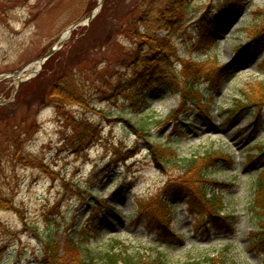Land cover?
<instances>
[{"label": "rangeland", "instance_id": "rangeland-1", "mask_svg": "<svg viewBox=\"0 0 264 264\" xmlns=\"http://www.w3.org/2000/svg\"><path fill=\"white\" fill-rule=\"evenodd\" d=\"M99 1L14 0L0 15V75L58 49L29 81H0V188L12 201L11 208L0 209V264H42L43 239L51 232L67 260L78 255L72 241L83 255L103 253L117 241L130 253L160 246L171 264H204L217 256L223 264H263L257 246L264 235L256 234L264 225L251 209L264 156L246 162L264 150V109L256 129L253 111L230 122L228 110L242 100V91L264 87V0H178L188 9L170 7L176 13L163 18L170 22L165 27L158 23L160 13L151 16L157 23L148 25L151 30L169 39V57L122 31L128 24L122 18L136 21L143 15L142 0H104L99 21L77 28L57 45L69 27L96 11ZM145 4L150 9L153 3ZM228 9L233 11L227 22L229 15L220 14ZM137 23L144 32L147 25ZM209 27L206 41L203 31ZM251 34L257 41L250 42ZM138 53L142 65L135 63ZM158 55L166 60L158 73L162 82L148 87L141 80L143 63ZM233 60L232 75L218 90L199 80ZM60 70L72 71L82 83L86 105L56 103L50 96L47 85ZM37 78L46 87L31 90ZM56 82L51 89L59 94ZM197 82L198 107L179 115L189 85ZM130 94H140L150 106L138 111ZM224 155L235 167L217 163ZM193 158L191 165L187 160ZM214 180L227 185L214 189ZM177 187L192 195L204 188L223 190L216 197L232 231L209 233L204 223L198 225L189 197H178L171 228L184 240L157 245L156 235L137 222L144 218L138 212L154 213L166 191Z\"/></svg>", "mask_w": 264, "mask_h": 264}, {"label": "trees", "instance_id": "trees-1", "mask_svg": "<svg viewBox=\"0 0 264 264\" xmlns=\"http://www.w3.org/2000/svg\"><path fill=\"white\" fill-rule=\"evenodd\" d=\"M14 0H0V15L1 13H4L6 11V6H8L10 3H12ZM151 1L153 4L150 9L147 8L145 2L146 0L141 1V8L142 10V16L136 20L137 22H143L144 25H147L144 32H140L141 26L136 21H131L130 19L122 18L121 22H127L126 28H124L122 31L124 35H128L127 37L133 38L134 40L139 42L140 46L143 45H149L153 46L154 48L158 47L159 51L165 53L168 57L171 56L169 53V49L167 48L168 40L164 39L167 37H159L154 33L151 28L148 26L150 24H157L154 19L151 18V16L160 13L162 18L160 21L163 20L165 16L174 15L176 12L170 10L171 8L177 9L176 11H187L188 4L186 1L184 3L179 2L178 0H147ZM159 2V4H158ZM152 8H157L152 9ZM103 14V13H102ZM102 14L97 18L95 21H99L101 19ZM207 13L204 14L202 17V20H205V16ZM175 17V16H174ZM158 23H163L166 26L169 22V19L166 21H162ZM143 25V24H142ZM122 29V28H121ZM258 33V31H257ZM261 34V33H260ZM251 40L254 41L258 36L255 34H251ZM257 41V39H256ZM255 41V42H256ZM140 53L136 55V64H141V61L143 62V59L140 61L139 57ZM155 57V56H154ZM163 57L160 56V58ZM167 57V59H168ZM50 61V60H49ZM49 61L47 63H49ZM140 61V62H139ZM150 61V62H148ZM143 63L144 69L141 74V80L144 82V85H152L156 81H159L160 78H158V73L160 70V67L162 66V63L166 61L164 58L162 60L151 58V60H148ZM148 63H152L153 65L156 63V65L151 66V64L148 65ZM167 64V63H166ZM142 65V64H141ZM140 65V66H141ZM56 72V71H55ZM210 73V71H209ZM226 75V74H225ZM224 75V76H225ZM53 76V74H52ZM218 76L216 75V79L218 81ZM54 79L52 81H49L47 85V89H50V96L55 99L56 103L59 101L67 102L68 104H80V105H86V93L82 90V83H79V80L77 79L76 75L73 74L72 71L69 73L63 72V70L57 71L55 77L51 78ZM56 82L57 85L60 87L59 94L56 93L53 88L52 84L53 82ZM52 82V84H50ZM44 83L40 81V78H37L35 82H33L29 88L31 90L39 89L43 87ZM63 85V86H62ZM83 86V85H82ZM46 87V86H44ZM260 90V92H259ZM131 96H128V99H131L132 101V107L137 108L138 111L143 110L144 108H147L149 105L147 103V100H144L141 95L139 94L134 95L130 94ZM130 97V98H129ZM58 98V99H57ZM264 104V87L261 88H255L254 92L251 93L250 90L248 91H242V100L237 101V104L230 110V113H238L243 111L244 109L252 108V107H260ZM59 106V105H58ZM85 123V122H84ZM145 125H140V130L145 131L144 127ZM89 127V126H88ZM143 133V132H142ZM206 158H209V160H214V157H208L207 154H204ZM220 158L221 156H217ZM188 163L193 165V162H195L194 158L192 160H187ZM166 162H168L166 160ZM258 195L256 196V201L254 202V210L258 216H260L259 221L264 225V178L259 181L258 183ZM174 190V188H172ZM201 200L202 202L196 206L198 209H200L202 214L206 213L208 210L209 213L214 214L218 216L223 209V206L219 201L214 198H209L208 194L206 193V189H203V192H201ZM12 201L8 200L3 195V190L0 188V209H8L11 205ZM11 208V207H10ZM166 210H169V214L165 212ZM170 209L169 205L165 201L160 202L159 208L155 210L153 214L150 216V222H152V229H155L157 227L165 228L166 232H168V226L170 224ZM157 225V226H156ZM52 231V230H51ZM264 233V230L261 232ZM52 232L49 233V236L43 239V246H44V255L42 256V264H171L168 260V257L161 251H158L156 249H150L145 253H130L128 249L122 248L119 249V242H112L110 247L103 253H98V255H92L89 252H86L85 255H83L80 252V247L78 243L72 241L70 242V245L73 247L72 249L78 250V255L71 256L69 254V259L73 260H67L64 259L60 255V245L58 242H56L53 239ZM264 235V234H263ZM164 240H168L165 238ZM122 247V246H121ZM263 253H264V245H263ZM204 264H223V261L219 256L213 257V258H205Z\"/></svg>", "mask_w": 264, "mask_h": 264}, {"label": "water", "instance_id": "water-1", "mask_svg": "<svg viewBox=\"0 0 264 264\" xmlns=\"http://www.w3.org/2000/svg\"><path fill=\"white\" fill-rule=\"evenodd\" d=\"M102 4H103V0H101V2H100V4H99V8L102 7ZM95 13H98V12H95ZM94 16H95V14H91V15L88 17V20L91 21V20L93 19ZM77 25H80V23L77 24ZM54 53H55V50H51V51H50L45 57L39 59L38 62H41V64H43V63L45 62V60H47L48 58H50ZM23 71H24V69L21 70V71L15 72V73H14V76L20 75Z\"/></svg>", "mask_w": 264, "mask_h": 264}, {"label": "bare ground", "instance_id": "bare-ground-1", "mask_svg": "<svg viewBox=\"0 0 264 264\" xmlns=\"http://www.w3.org/2000/svg\"><path fill=\"white\" fill-rule=\"evenodd\" d=\"M37 67L39 68V64L37 65ZM28 76H31V74H29ZM24 79H26V77H24Z\"/></svg>", "mask_w": 264, "mask_h": 264}]
</instances>
